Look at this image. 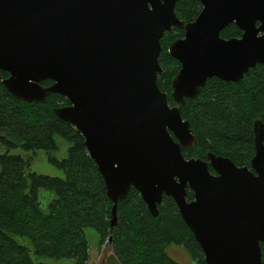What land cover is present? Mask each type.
<instances>
[{"label": "water", "instance_id": "1", "mask_svg": "<svg viewBox=\"0 0 264 264\" xmlns=\"http://www.w3.org/2000/svg\"><path fill=\"white\" fill-rule=\"evenodd\" d=\"M177 1L0 0V82L26 102L69 100L56 115L82 134L113 202L112 224L132 187L153 215L171 196L207 264H264V121L253 122L250 166H239L214 152L186 157L197 137L181 113L209 78L236 82L264 64V0H199L190 22L177 16ZM230 24L242 35L223 37ZM174 26L185 34L169 46L181 64L171 104L157 79L161 39Z\"/></svg>", "mask_w": 264, "mask_h": 264}, {"label": "trees", "instance_id": "2", "mask_svg": "<svg viewBox=\"0 0 264 264\" xmlns=\"http://www.w3.org/2000/svg\"><path fill=\"white\" fill-rule=\"evenodd\" d=\"M176 14L190 22L202 10L199 0H178ZM185 34L174 26L161 39L159 56L164 73L158 84L174 104L172 80L181 68L169 53L170 44ZM223 37H239L242 30L230 24ZM2 79L9 73L1 71ZM50 85L52 80L42 82ZM69 104L61 94L52 93L44 103L16 98L0 82V264H47L41 258L73 259V264H90L92 255L85 233L93 227L100 244L111 246L120 264H180L167 247L178 245L193 264H207L203 250L183 219L175 200L164 196L153 215L139 191L132 187L119 200L117 220L112 224L113 202L84 138L71 123L56 115L55 109ZM181 113L197 137L186 157L207 159L209 152L228 156L239 166H250L255 153L253 122L264 121V64L251 68L241 80L209 78L196 98L186 99ZM56 135L70 143L68 155L58 158ZM44 150L48 161L65 176H51L31 170V159L10 150ZM212 170V169H211ZM194 193L188 189L187 199ZM264 263V242L261 243Z\"/></svg>", "mask_w": 264, "mask_h": 264}, {"label": "rangeland", "instance_id": "3", "mask_svg": "<svg viewBox=\"0 0 264 264\" xmlns=\"http://www.w3.org/2000/svg\"><path fill=\"white\" fill-rule=\"evenodd\" d=\"M56 142L58 144V149L54 150L52 154L56 155L60 159L67 157L70 143L60 135H56ZM10 153L21 154L26 158H30V167L33 171L51 176H65L63 170L55 167L48 161V154L44 150L25 151L18 146L12 148ZM85 233L90 245V253L92 255L90 264H120L118 258L114 255L111 246L107 244L101 246L100 235L96 229L93 227H86ZM166 250L168 254L180 264H193L189 254L183 247L178 245H170ZM40 262H45L47 264H73L74 261L71 258H41Z\"/></svg>", "mask_w": 264, "mask_h": 264}]
</instances>
